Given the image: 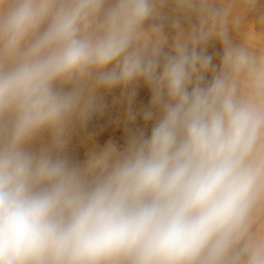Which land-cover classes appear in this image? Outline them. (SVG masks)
<instances>
[{"label": "clouds", "instance_id": "9594fccd", "mask_svg": "<svg viewBox=\"0 0 264 264\" xmlns=\"http://www.w3.org/2000/svg\"><path fill=\"white\" fill-rule=\"evenodd\" d=\"M0 264H264V0H0Z\"/></svg>", "mask_w": 264, "mask_h": 264}, {"label": "rangeland", "instance_id": "374dc122", "mask_svg": "<svg viewBox=\"0 0 264 264\" xmlns=\"http://www.w3.org/2000/svg\"><path fill=\"white\" fill-rule=\"evenodd\" d=\"M244 31L241 30L242 34ZM239 38L236 37L237 40ZM207 51L214 56V62L219 64L221 44L218 41L211 42ZM102 96L103 112L94 115L83 128L77 126L71 134L67 153L75 161H84L90 151L99 150L110 142L123 147L133 131L142 130L146 135L150 134L151 123L145 124L142 112L150 106L151 91L143 82L136 86V94L130 106L120 89L104 92ZM129 108L137 114L135 121L128 120Z\"/></svg>", "mask_w": 264, "mask_h": 264}, {"label": "bare ground", "instance_id": "6f19581e", "mask_svg": "<svg viewBox=\"0 0 264 264\" xmlns=\"http://www.w3.org/2000/svg\"><path fill=\"white\" fill-rule=\"evenodd\" d=\"M93 134V133H92ZM87 136V135H86ZM74 155V154H73Z\"/></svg>", "mask_w": 264, "mask_h": 264}]
</instances>
